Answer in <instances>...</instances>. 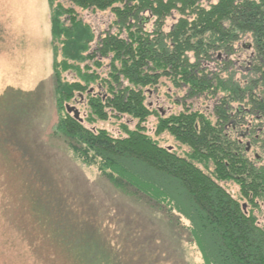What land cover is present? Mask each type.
Returning a JSON list of instances; mask_svg holds the SVG:
<instances>
[{
    "label": "trees",
    "instance_id": "obj_1",
    "mask_svg": "<svg viewBox=\"0 0 264 264\" xmlns=\"http://www.w3.org/2000/svg\"><path fill=\"white\" fill-rule=\"evenodd\" d=\"M56 1L49 0L53 76L62 111L57 132L69 140L77 156L99 162L116 186L133 189L189 220L192 240L205 264H264V226L221 185L233 180L251 202L264 198V167L250 161L242 139L226 132L237 127L235 103H245L246 112L264 118V0H217L209 6L201 0H67V5ZM78 9L111 10L119 30L107 32L90 51L95 33L79 18ZM173 11L179 17L166 31L165 21ZM143 13L155 18L151 32L143 28ZM243 35L252 37L254 53L250 76L239 80L231 71L230 56ZM100 58L110 62L105 78L98 73ZM88 60H93L92 66ZM70 70L78 80L62 78L61 72ZM163 77L185 89L187 100L214 96L212 112L193 109V104L169 116L152 109L146 92ZM99 79L106 94L88 89ZM86 90L88 120L128 116L130 121L121 125L124 135L89 128L83 118L65 114L64 104L77 93L84 98ZM152 115L157 116L155 135L169 133L189 148L186 154L161 146L147 133L145 122ZM131 121L136 122L133 129ZM249 128L248 137L254 141L257 129L264 132L262 126Z\"/></svg>",
    "mask_w": 264,
    "mask_h": 264
},
{
    "label": "rangeland",
    "instance_id": "obj_2",
    "mask_svg": "<svg viewBox=\"0 0 264 264\" xmlns=\"http://www.w3.org/2000/svg\"><path fill=\"white\" fill-rule=\"evenodd\" d=\"M216 1L201 3L209 6ZM58 2L68 4L67 0ZM48 3L0 0V264H205L192 240L189 220L176 211L169 213L167 206L157 205L133 189L116 186L102 172L99 162L84 161L69 140L57 132L62 111L57 103L54 71L46 64L44 52L49 46L45 31L51 15ZM143 15V28L151 32L155 18L150 13ZM78 16L95 33L90 51L107 32L119 30L111 10L92 13L78 9ZM178 17L176 11L167 17L166 31ZM60 47L58 42V50ZM253 53L252 37L243 35L236 53L230 56L235 78L250 76ZM100 61L98 73L105 78L110 62L107 58ZM86 63L92 66L93 60ZM61 73L64 80H78L74 70ZM102 84L99 79L88 89L106 94ZM82 94L84 98L77 93L67 103L76 106L87 127L125 134L121 125L130 121L128 116L89 121L88 90ZM185 94V89L163 77L156 88L146 92V103L167 116L192 104L193 109L212 112L214 96L191 101ZM234 108L237 127L235 131L228 127L226 132L242 139L244 146L250 143V161L264 167V135L259 142L242 136L249 127H264V118L246 112L249 108L245 103H235ZM156 124L155 115L145 122L147 133L161 146L172 147L179 155L189 151L169 133L155 135ZM128 125L133 129L136 122ZM254 152L262 162L256 161ZM221 185L264 226V198H254L258 203L255 206L242 195L237 182L223 181Z\"/></svg>",
    "mask_w": 264,
    "mask_h": 264
},
{
    "label": "crops",
    "instance_id": "obj_3",
    "mask_svg": "<svg viewBox=\"0 0 264 264\" xmlns=\"http://www.w3.org/2000/svg\"><path fill=\"white\" fill-rule=\"evenodd\" d=\"M48 2V1H47ZM49 5V3H48ZM50 9V7H49ZM51 29H52V25H51V15H49V27L48 25L45 26V31H46V42L49 40V46L46 45V48H45V55H46V64L51 67V70H53V51H52V46H51V40H52V32H51ZM46 65V66H47ZM52 75V72L50 73L49 77Z\"/></svg>",
    "mask_w": 264,
    "mask_h": 264
},
{
    "label": "water",
    "instance_id": "obj_4",
    "mask_svg": "<svg viewBox=\"0 0 264 264\" xmlns=\"http://www.w3.org/2000/svg\"><path fill=\"white\" fill-rule=\"evenodd\" d=\"M144 20H142V24H144ZM66 110L69 114H72L74 116L75 119H78L80 121H83L81 115H80V111L76 108V106H72V105H69L67 104L66 105ZM248 150H250V146L248 145L247 147ZM254 156H255V159L257 162H262L263 161V158L257 153V152H254Z\"/></svg>",
    "mask_w": 264,
    "mask_h": 264
},
{
    "label": "flooded vegetation",
    "instance_id": "obj_5",
    "mask_svg": "<svg viewBox=\"0 0 264 264\" xmlns=\"http://www.w3.org/2000/svg\"><path fill=\"white\" fill-rule=\"evenodd\" d=\"M81 98H82V96H81ZM251 131L252 130L249 128L248 131L245 133V135L243 137L244 138H248V136L251 135ZM261 133L264 135L263 129H257L256 130L255 139L257 141H261ZM248 145L250 146V149H251L252 145L249 143V144H247V147H248ZM247 147H246V149H247ZM247 151L250 152V150H248V149H247Z\"/></svg>",
    "mask_w": 264,
    "mask_h": 264
}]
</instances>
